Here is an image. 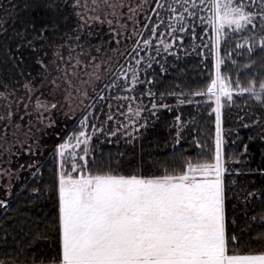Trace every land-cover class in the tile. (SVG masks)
<instances>
[{
  "label": "trees",
  "instance_id": "trees-1",
  "mask_svg": "<svg viewBox=\"0 0 264 264\" xmlns=\"http://www.w3.org/2000/svg\"><path fill=\"white\" fill-rule=\"evenodd\" d=\"M90 1L0 0V160L10 177L0 183V264H59L56 147L83 130L85 174L178 175L212 161L215 103L198 93L216 61L232 94L220 123L226 233L239 240L229 254L264 253V104L236 87L264 80V0H241L251 20L221 29L215 46L213 0H147L122 37L102 12L89 17ZM102 55L113 62L82 107L37 132L38 91L57 100L63 68Z\"/></svg>",
  "mask_w": 264,
  "mask_h": 264
},
{
  "label": "snow or ice",
  "instance_id": "snow-or-ice-1",
  "mask_svg": "<svg viewBox=\"0 0 264 264\" xmlns=\"http://www.w3.org/2000/svg\"><path fill=\"white\" fill-rule=\"evenodd\" d=\"M212 6L210 22L218 34L224 24L240 28L249 21L250 14L242 6L233 7L232 0L223 4L213 0ZM236 87L264 104V80L259 90L255 80ZM198 95L215 98V156L212 161L189 162L178 175H93L76 163L67 171L65 150L83 143L87 152L90 137L80 132L74 146L68 142L57 146L62 161L57 173L59 264H264V253L229 254V245L239 243L226 233V167L221 151L222 98L232 100L230 87L218 72L207 92Z\"/></svg>",
  "mask_w": 264,
  "mask_h": 264
},
{
  "label": "rangeland",
  "instance_id": "rangeland-1",
  "mask_svg": "<svg viewBox=\"0 0 264 264\" xmlns=\"http://www.w3.org/2000/svg\"><path fill=\"white\" fill-rule=\"evenodd\" d=\"M245 1L246 3H248V1L250 2L253 0ZM146 2L147 0H91L89 2V6L92 13L89 17H97L98 13L102 12L101 14L105 17V21H107V24L112 27L114 35L118 36L119 34L122 37L125 35L127 30L131 32L134 29L137 19L144 12ZM224 2L225 0H220L221 4H223ZM239 2H241V0H232V6L241 7L239 6ZM97 11L99 12L97 13ZM212 11L213 14H211V21L213 18L212 15L214 16V9ZM244 12L246 13V11ZM249 20H251V16L249 17ZM211 25L213 26L214 30L213 42L215 46L216 36L218 33L212 22ZM226 27L236 28L235 24H224L222 29ZM113 55H102L97 59H93L92 57H90L89 59H74L67 68H63L60 73L59 79L55 80V90L58 92L57 100L49 98V95L52 94V89L48 91L46 90V93L38 91V117L41 121L40 124H42V127H36L33 121H31L30 119V124L33 125V128L36 127V131H39L40 133L43 130L42 128L46 125H51L54 120L57 119V116L61 117V119L72 117V115L82 107L84 101L88 97L89 92L93 89L97 81L102 79L105 73L110 69L111 63L113 62ZM217 64L218 63L216 61L214 79H216L218 73ZM60 99L61 102H59ZM211 99L214 101L215 98L212 97ZM26 104L27 103H25V105ZM53 105L55 107H53ZM215 107L216 105L214 106V108ZM24 108H26V106ZM83 132L91 138V130H89L88 132L83 130ZM83 139L84 138L81 137V141ZM34 141L35 139H33V142ZM89 141L86 146L87 152H85V145L83 143H81L80 147H69L65 150L64 165L67 166V171H71V165L73 163L77 164V161L79 160L82 163H85V159L88 154ZM68 143L74 146L76 144V139L74 138ZM57 156L58 162L59 164H61V157L58 154ZM81 157H83V159H80ZM77 175H79V172H77ZM3 176H6V179L10 178L8 176V172H5V167H2V160H0V183Z\"/></svg>",
  "mask_w": 264,
  "mask_h": 264
}]
</instances>
